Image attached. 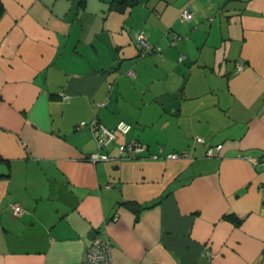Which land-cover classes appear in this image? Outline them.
Returning <instances> with one entry per match:
<instances>
[{"label": "crops", "instance_id": "0c3cea01", "mask_svg": "<svg viewBox=\"0 0 264 264\" xmlns=\"http://www.w3.org/2000/svg\"><path fill=\"white\" fill-rule=\"evenodd\" d=\"M0 6V264H87L91 230L113 264H264V0ZM93 118L146 149L90 161Z\"/></svg>", "mask_w": 264, "mask_h": 264}, {"label": "built area", "instance_id": "2783aa9c", "mask_svg": "<svg viewBox=\"0 0 264 264\" xmlns=\"http://www.w3.org/2000/svg\"><path fill=\"white\" fill-rule=\"evenodd\" d=\"M180 18L185 21L192 19V12L185 6L180 10ZM173 38V37H172ZM136 46L142 54L149 53L152 51H159V46H153L142 33H138L135 37ZM175 40V37L172 41ZM183 56H180L181 60ZM131 74V72H129ZM62 99L68 100L69 96L66 94L61 95ZM103 103H99V106ZM83 124V123H82ZM92 134L96 140L98 151L90 154L88 159L92 162L96 161H108L113 159H136L141 156L142 152L146 149L145 146L135 138L128 140L122 139L117 147V153L115 156L104 151V148L113 143L117 138H124V136L130 131L131 124L127 121L120 120L114 128H108L102 123L98 122L97 119L93 118L89 121ZM221 144H217L214 148L209 147L206 151L207 156H213L221 148ZM163 153V148L159 147L158 151L149 154L150 158H160ZM167 159L187 158L189 153L187 151L181 152H167L163 155ZM10 212L13 216H18L22 212V207L17 202L10 204ZM87 264H113L111 258V244L110 240L100 235H94L87 248L86 252Z\"/></svg>", "mask_w": 264, "mask_h": 264}, {"label": "trees", "instance_id": "16d2710c", "mask_svg": "<svg viewBox=\"0 0 264 264\" xmlns=\"http://www.w3.org/2000/svg\"><path fill=\"white\" fill-rule=\"evenodd\" d=\"M1 10H2V7L0 6V12H1ZM154 46V45H153ZM140 51V50H139ZM152 52H155V51H152ZM149 53H151V52H149ZM159 200H156V201H154L153 203H151V204H146V205H143V206H141V208H144V207H149V206H151L152 204H154V203H157ZM228 217H230V218H232L233 220H235V222H240L241 221V218H238L237 216H235V215H233V214H228Z\"/></svg>", "mask_w": 264, "mask_h": 264}, {"label": "water", "instance_id": "95a60500", "mask_svg": "<svg viewBox=\"0 0 264 264\" xmlns=\"http://www.w3.org/2000/svg\"><path fill=\"white\" fill-rule=\"evenodd\" d=\"M94 233H95V232H94L93 230H91V231L89 232V234H88V237H89V238H92V237L94 236Z\"/></svg>", "mask_w": 264, "mask_h": 264}]
</instances>
